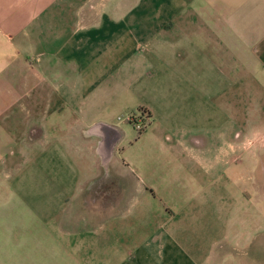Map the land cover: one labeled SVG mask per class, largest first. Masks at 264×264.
Masks as SVG:
<instances>
[{
  "label": "crops",
  "instance_id": "obj_1",
  "mask_svg": "<svg viewBox=\"0 0 264 264\" xmlns=\"http://www.w3.org/2000/svg\"><path fill=\"white\" fill-rule=\"evenodd\" d=\"M158 80L163 136L132 138ZM1 125L87 163L85 214L27 236L18 264H264V0H0ZM126 196L138 216H116Z\"/></svg>",
  "mask_w": 264,
  "mask_h": 264
},
{
  "label": "rangeland",
  "instance_id": "obj_2",
  "mask_svg": "<svg viewBox=\"0 0 264 264\" xmlns=\"http://www.w3.org/2000/svg\"><path fill=\"white\" fill-rule=\"evenodd\" d=\"M152 89L150 93L139 91L138 102L135 101L129 111H133L130 117L138 118L141 116V112H144L139 107H145L152 112L157 125L151 128L148 115L145 114L138 122L141 130H137L132 123L126 127L132 138L140 135H142L140 137L163 136V102L157 97L159 92H163V84L159 80L155 81ZM130 90L137 91L134 88ZM2 129L5 128L1 125L0 137H3ZM263 133L264 131L255 140ZM19 140H21L20 135ZM40 146L42 145H38V148L41 152ZM58 146L54 148L52 144L51 151L53 152L54 148L55 153L51 154L50 151L49 154L42 155L38 154L36 148L34 150L26 149L27 146L21 141L9 144L0 143V264H4L5 260L9 259L13 264L20 262V252L27 236L56 233V230H53L55 226L53 223L57 222L58 218L82 217L85 214L84 209H75V201L79 202L80 199L78 183L85 178L84 171L77 168L81 167L85 170L87 163L73 155L75 146L68 144ZM252 146L264 150V144L259 143L258 140ZM262 162L264 160L254 161V169L261 168ZM244 164L247 166L250 164L247 156L239 157L237 159L238 170L243 168ZM110 179L113 180L114 176H111ZM242 183L243 181H239L238 187ZM237 194L239 193L237 192ZM159 195V199L166 203L178 200L177 194ZM138 209L139 206L133 205V197L126 196L119 207L114 208V212L116 216L131 218L138 216ZM209 209L211 208L204 207L200 211L203 215ZM122 210L127 212L123 214ZM214 215H218L216 210H214Z\"/></svg>",
  "mask_w": 264,
  "mask_h": 264
},
{
  "label": "built area",
  "instance_id": "obj_3",
  "mask_svg": "<svg viewBox=\"0 0 264 264\" xmlns=\"http://www.w3.org/2000/svg\"><path fill=\"white\" fill-rule=\"evenodd\" d=\"M145 114H146L145 112L144 113L141 112V116H139L138 118L129 117L128 120H129L130 123H132L134 125V127L137 130H141L142 128L139 127L138 122H140L142 120V116H144ZM257 140H258L259 143L264 144V133L259 138H257ZM257 140H255V141L257 142ZM249 145L252 146L253 145V142L249 141Z\"/></svg>",
  "mask_w": 264,
  "mask_h": 264
},
{
  "label": "trees",
  "instance_id": "obj_4",
  "mask_svg": "<svg viewBox=\"0 0 264 264\" xmlns=\"http://www.w3.org/2000/svg\"><path fill=\"white\" fill-rule=\"evenodd\" d=\"M144 113V112H143ZM149 117V116H148Z\"/></svg>",
  "mask_w": 264,
  "mask_h": 264
}]
</instances>
